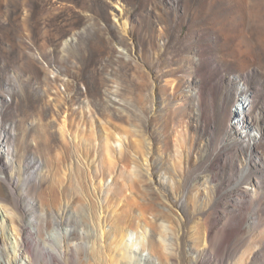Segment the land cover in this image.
Wrapping results in <instances>:
<instances>
[{"label": "rangeland", "instance_id": "1", "mask_svg": "<svg viewBox=\"0 0 264 264\" xmlns=\"http://www.w3.org/2000/svg\"><path fill=\"white\" fill-rule=\"evenodd\" d=\"M0 172V264H264V0H0Z\"/></svg>", "mask_w": 264, "mask_h": 264}, {"label": "bare ground", "instance_id": "2", "mask_svg": "<svg viewBox=\"0 0 264 264\" xmlns=\"http://www.w3.org/2000/svg\"><path fill=\"white\" fill-rule=\"evenodd\" d=\"M7 180H8V178L2 172H0V199L6 198L7 194L10 193L9 191L5 190L3 183H2L3 181L6 182ZM9 184L13 186L12 182H10ZM10 191L12 193H14L13 187L11 188ZM31 209L33 210V206H31ZM39 220H40V218H39ZM39 223H42V222H39ZM27 228L28 227L24 224H21L19 227L20 232L23 234V239L20 243V246L23 247V251L29 253L31 251V248H30L31 244L29 241L30 237L27 238V234H29L28 232H26ZM29 235H31V234H29ZM8 239L9 238H7V237L6 238L1 237L2 242H4L5 240L7 241ZM14 243L19 244L18 240H16ZM143 249L145 250V246ZM148 249L150 250L151 254L155 258L151 259V260L148 259L147 261H145V264H156L157 261L160 264H188V260L183 256H180L179 259L175 258L172 255H167L166 256L167 258L164 260L162 258H160L161 252H160L155 240H153V238L151 236H150L149 242H148ZM213 249H214V251L220 250V247H217V248L213 247ZM232 253H233V251L231 249H226L221 254H218V253L214 254L213 251L211 250V253H209V256L207 258L198 257L195 261L196 262L195 264H227V260L229 259V257L231 256ZM109 254L111 255V261L109 263H104L103 261L100 263L94 259L95 257H99V255L96 256V255H94V252H93V254H92L93 259H92L90 264H122L120 262V259L118 258V256L116 254H113L111 250H110ZM50 255L52 257H54L53 262H51L50 264H67L71 261V257H72V263H73L74 260H79V258H80V254H78V256L76 257L74 255L73 250H72V256H70L69 251L64 252V254H60V252H58V253L52 252V253H50ZM123 256L128 257V253L126 250L124 251ZM46 264H49V263L46 262ZM125 264H129V263L126 262Z\"/></svg>", "mask_w": 264, "mask_h": 264}]
</instances>
